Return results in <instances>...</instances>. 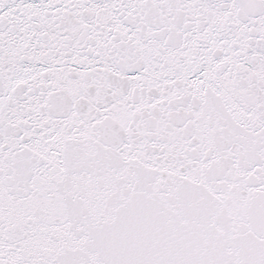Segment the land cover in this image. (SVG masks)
<instances>
[{"label":"snow or ice","instance_id":"1","mask_svg":"<svg viewBox=\"0 0 264 264\" xmlns=\"http://www.w3.org/2000/svg\"><path fill=\"white\" fill-rule=\"evenodd\" d=\"M0 264H264V0H0Z\"/></svg>","mask_w":264,"mask_h":264}]
</instances>
